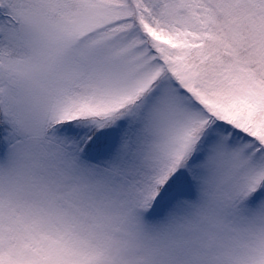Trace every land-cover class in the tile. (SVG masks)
Returning a JSON list of instances; mask_svg holds the SVG:
<instances>
[{
  "label": "snow or ice",
  "instance_id": "snow-or-ice-1",
  "mask_svg": "<svg viewBox=\"0 0 264 264\" xmlns=\"http://www.w3.org/2000/svg\"><path fill=\"white\" fill-rule=\"evenodd\" d=\"M0 264H264V0H0Z\"/></svg>",
  "mask_w": 264,
  "mask_h": 264
}]
</instances>
